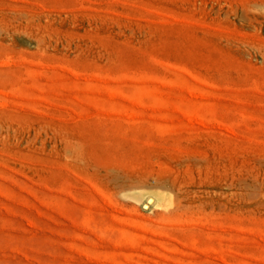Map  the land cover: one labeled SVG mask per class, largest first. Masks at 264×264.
<instances>
[{"label":"rangeland","instance_id":"1","mask_svg":"<svg viewBox=\"0 0 264 264\" xmlns=\"http://www.w3.org/2000/svg\"><path fill=\"white\" fill-rule=\"evenodd\" d=\"M0 264H264V0H0Z\"/></svg>","mask_w":264,"mask_h":264},{"label":"water","instance_id":"2","mask_svg":"<svg viewBox=\"0 0 264 264\" xmlns=\"http://www.w3.org/2000/svg\"><path fill=\"white\" fill-rule=\"evenodd\" d=\"M154 201V198H149L148 202L144 205L145 209H148L150 204Z\"/></svg>","mask_w":264,"mask_h":264},{"label":"bare ground","instance_id":"3","mask_svg":"<svg viewBox=\"0 0 264 264\" xmlns=\"http://www.w3.org/2000/svg\"><path fill=\"white\" fill-rule=\"evenodd\" d=\"M149 200V199H148ZM148 202V201H147ZM155 204V199H154V201L150 204L151 206H153Z\"/></svg>","mask_w":264,"mask_h":264}]
</instances>
